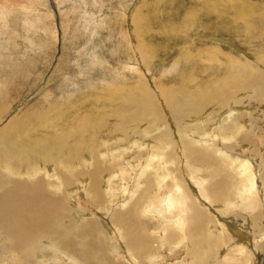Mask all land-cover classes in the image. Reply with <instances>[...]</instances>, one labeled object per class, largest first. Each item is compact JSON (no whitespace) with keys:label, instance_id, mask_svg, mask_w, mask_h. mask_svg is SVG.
Instances as JSON below:
<instances>
[{"label":"bare ground","instance_id":"6f19581e","mask_svg":"<svg viewBox=\"0 0 264 264\" xmlns=\"http://www.w3.org/2000/svg\"><path fill=\"white\" fill-rule=\"evenodd\" d=\"M55 1L64 44L89 32L98 16L89 3L99 10L110 3L120 11L128 6L119 0ZM15 2L0 0V37L8 33L12 14L18 15L19 27L23 23L22 31L37 26L46 34V22H51L47 46L31 42L47 70L59 48L56 12L49 0ZM255 6L246 0H151L133 14L118 12L122 22L131 19L125 26L117 21L123 42L111 61L90 56L91 67L104 68L108 75L100 81L88 78L86 89L73 88L75 79L87 80L92 69L79 65L86 47L73 48L78 60L67 68L57 60V72L44 86L47 77L33 61L19 65L18 57L8 65L13 89L30 83L37 99L0 129V264H264V171L262 186L252 165L237 175L228 167L231 148L226 146L240 132L241 121H229L238 111L229 100L251 90L264 97V70L224 53L221 44L231 42L212 33L231 35L241 45L264 44V9L257 13ZM195 27L214 45L198 38L189 45L187 32ZM67 51L64 47L60 62ZM161 53L171 63L155 77L154 68L164 60L153 68L151 63ZM58 79L65 91L57 98L49 86ZM183 119L189 122L184 125ZM72 181L76 191H71ZM88 209L92 218L84 215ZM62 213L67 224L58 231ZM237 219L247 222L249 235L236 226ZM203 233L206 238L200 240Z\"/></svg>","mask_w":264,"mask_h":264},{"label":"rangeland","instance_id":"374dc122","mask_svg":"<svg viewBox=\"0 0 264 264\" xmlns=\"http://www.w3.org/2000/svg\"><path fill=\"white\" fill-rule=\"evenodd\" d=\"M15 1L18 2V0H14V2ZM119 1L121 3H123V4L124 3H128L127 4L128 5L127 8L126 9L123 8L120 11L118 9H115L113 4L110 3V5L104 7L103 10H99L98 8H96L94 6V3H89L88 4L89 11L92 12L93 14H95V16H96V14L98 15V16H96L95 21L91 22V24L89 26V32H85V34L83 35L84 37L82 36V32H81L77 36V40L73 41L71 44H64V42H63L64 30L61 27L62 22L61 23L59 22L60 21V19H59L60 18V14L58 15V9H56V10L53 9V5L56 4L55 3L56 1L55 0H51V1L49 0L50 9L52 8V10L54 12H56V13H54L55 15H53V16H54V24H55V26L57 28V32H58L57 47H59V48L56 49V51L54 53V59H53L52 65L47 70H46V65L47 64H46V61L44 59H42V54L40 52H38L37 50H33V49H34L35 46H37L36 43H39V42H43V43L46 42V46H47V44L49 42V39H50V38H48V36H50L49 35L50 34L49 31L51 29V25H49V24H51V22H46V25H48V26H46V28H48V32L45 34L43 32V29L39 28L37 30V26H35V28L32 29V30L26 31L25 29H23V31H22L21 30V25H22V27H24V26H23V23L21 21H20V27L17 24L19 22L18 15L12 14L13 16L11 15L9 17V21H7V23H9L10 29H9L7 34H5L2 37H0V40H1L0 41V52L1 53L3 52V54H1V57H0V65H1L0 66L1 67L0 68L1 69L0 70V80L2 81V82L0 81V129L6 125V121L11 119L10 118L11 116L15 115L19 110H21L22 108L26 107L30 103H32L34 99H37V95H35L36 94L35 90L30 91V89L32 90V86L31 87L29 86L30 83H22V84H20V85H22V87H20L18 91H17V89L16 90L13 89L14 86H12L13 85L12 83H9L11 81H10V77L7 75L8 72H10V70H8V68L10 66L9 64H11L12 62H15L14 59L15 58L18 59V57H19V65H21L25 60L33 61V64H36V66H37L36 69L39 70V73H42V74H44L45 77H47L45 80L41 81L42 82L41 85L44 86V84H43L44 81H46V80L48 81V79L54 74L53 71L57 72V70L55 69V67L58 65L57 64L58 63L57 60H59V64H62V65L67 64V63L68 64L71 63V60L72 61L78 60V57H77L78 55L76 54V52H74L75 48H77L76 50L82 49V48H85V47L87 48V51H86V55L87 56L85 55V56L81 57L80 60H79L80 67L82 69L86 70V71H87L88 68H92L91 65H90V61H91L90 56L92 54L98 55L96 57V59L98 58L97 59L98 61H111L113 59L112 58V51H115V49L117 48V45L119 43L123 42L122 38L119 36V31L118 30H120V26L117 24V21H118V23L121 22V24H123V26H125L124 24H126V21L129 22V23L131 22V19H128V20H125V22L124 21L122 22V20L119 19L118 16H117L118 12L119 13H123L125 11V12H127V13H125L126 15H129L130 13L133 14V13L136 12V10L139 7L141 2L142 3L144 1L151 2V0H141V1L140 0H132L131 2H129V0H119ZM139 1H140V3H137ZM246 1H251V2L256 4L255 11H256V8H257V10H258V11H256L257 13L263 11L264 8H262L261 6L264 7V0H246ZM115 5H118V1H115ZM109 8H111V10ZM231 9L233 10L235 8L231 5ZM13 18H15V19L13 20ZM104 18L106 20H104ZM115 18H117L116 21H115ZM102 20H104V26L103 27H102V24H101ZM103 28H104V30H103ZM127 28H128V30H129V28H130V30H132V28L130 26L127 27ZM14 29L17 32H21L22 31V35L20 33H19V35L16 34V31ZM195 29H197V30H195ZM97 31H98L97 34H95V35L92 34V32L94 33V32H97ZM187 33L189 34V38H190L189 39L190 41L188 43L189 45H195V40L194 39H196V38H198L197 42H201L202 44L214 45L213 43H211L209 41L207 42V40H205L206 38H204L202 34L200 35L201 29H199V27H195V28L189 30ZM212 33H214V35L217 36L218 38L221 37L220 39L224 38V39H227L228 41L231 42L230 46H226V45L222 46L223 44H221V48L223 50H225L224 53L226 52V54H230L234 59H238V58L241 59V58L244 57L245 59H247V61L249 62V65L251 67H253V68L256 67L255 69H258V70H264V59H263L264 56L262 58H260V56L264 55V44H262L261 41H255V42H253L251 44L241 45L231 35L228 36V35H224V34H221V33H215V32H212ZM26 34H27V36L30 35V34H34V38L32 37L33 39H27L26 38ZM191 40H194V41H191ZM31 42H36V43L34 44V43H31ZM232 43H233L234 46L232 45ZM87 44H90V46L87 45ZM69 46H70V48H69ZM236 46H241L242 51H243L242 54H244L245 51H247L248 54H244L245 56L242 55V54L239 55V52H238L239 50L237 49L238 47H236ZM64 47H66L69 51H67L65 53L66 57H65L64 62L62 63L60 61H61V57L63 55ZM188 47H190V46H188ZM73 48H74V50H73ZM262 48H263V50H262ZM17 50H18V52H17ZM71 50H73V52L75 54L73 52H71ZM118 52L121 53V54H126L125 50L118 51ZM71 53H73V54H71ZM173 53L175 55V51H173ZM195 53H196V51H195ZM22 54H24V55L22 56ZM67 55L71 56L72 59L68 60L67 59ZM165 56H166L165 53H161V54L158 55L159 59H155V62L151 63V67L153 68V66H154V64H156V62H158L159 60H164V63L162 65H160L158 67L156 65V67L154 68L153 76L158 77V75L162 72V68L161 67L166 65V64H168V66H169V64L171 63L170 59H167V56L166 57ZM258 56H259L260 59L258 58ZM87 57H89V58H87ZM164 58H166V59H164ZM222 62H224V60H222ZM43 63H45V64H43ZM258 63H259L260 66L258 65ZM68 64L64 65L65 68L68 67ZM205 64L207 66H211L212 65V63H208V62L205 63ZM2 65L4 66L5 71H4L3 67H2ZM41 65H42V67H41ZM79 65H78V67L76 69L73 67L72 71L79 70L80 69ZM168 66L166 65V67H168ZM109 73H111L110 69H109ZM6 75L9 78H7ZM103 75H108V72L107 71L105 72L104 68L103 69L92 68L90 70V72H89L87 80L84 79V78L75 79L77 86L73 87V88H74V90L86 89V88H84V86H85L86 83L89 82L88 78L92 79V80H99L100 81L103 78ZM149 78L151 79V76ZM5 79H7V80H5ZM107 80L109 81V83L113 82V80H111L109 77L107 78ZM62 83H63V81L58 79L53 84H51L49 86L51 88L48 87L49 90H51V92L54 94V97L58 98L65 91L64 90L65 89V84L64 83L62 84ZM4 84H6V85H4ZM28 93L32 94L33 97L32 96L29 97ZM241 93L242 92H239L236 96H234L235 98L232 96L230 98V100H229V105H231L232 107H235L234 105H236L237 109H238V111L236 113H234L233 117L229 121H231V120L237 121L236 120L237 117H238L237 119L239 121L240 120L241 121H240V123L237 121L238 128H239L240 132H238L237 134L232 135L233 138L231 137V139H230L231 141L227 142L228 144H226L227 147L231 148L230 154H229V158L228 159L226 158V159H227V161L229 163L228 167L231 168L232 170L233 169L236 170L237 175L239 173H241L242 169H244L243 166H245V165L246 166H251L252 165L251 167H252L253 171L256 173V176H257V179H256V181H258L257 182V186H260V185L262 186V182H263V174H262V172L264 171V144H263L264 141H262V139L264 140V131H263L264 130V125H263L264 124V97H260L258 93H254V91H252V90L251 91H246V92L244 91L243 95ZM239 101L241 102L240 104H239ZM222 109H224L223 111L227 110V106L222 107ZM223 111L220 110L219 112H217V114L219 115ZM206 114H208V113H206ZM250 118H252L251 119L252 121L250 120ZM188 122H189L188 120L185 121V119H183L182 123L185 125ZM169 123H171V122H169ZM246 123L248 124V126H246L247 125ZM197 124H198V127L200 128L201 124L200 123H197ZM254 126H257V127H254ZM259 126L260 127L262 126V131H259ZM171 130L175 133V136L177 138L178 135H177L176 130L174 129L173 123H171ZM241 131H243V132H241ZM246 131L248 132V134H247ZM243 135H244V137H242ZM255 137H258V138H255ZM252 140L256 141V142H253ZM235 142H236V144H235ZM230 143L232 144L231 146H230ZM220 145H221V143L215 144V150H219L220 149ZM35 160L36 159H34L32 161V164H30L31 167H34L33 162L35 163ZM259 163H261V164H259ZM35 165H36V163H35ZM233 165H234V167H233ZM237 169H238V171H237ZM239 170H241V171H239ZM202 173H206L205 168L202 170ZM225 182L228 183V179ZM75 184H76V181H72L71 185L73 187V190L70 188L71 191H76L77 190V188L75 187ZM226 197H227V193L223 194L219 200H213V204L214 205L220 204ZM88 210L89 211H86V213L84 215H85L86 218H88V217L92 218V214L94 212H91L90 209H88ZM69 219L72 220V217L70 216V214H69ZM236 221H237L236 226H238L239 229H242V231H244L246 229L247 233L249 235L251 229L248 226L247 222L246 221H241L240 219H237ZM49 223H51L50 220H48V226H49ZM66 224H67V222H66L64 213H62V215L58 217V220H57V223H56L55 227L57 228L58 231H62V228ZM76 225H77L76 220H74L73 221V228H72L73 232H75ZM97 237H100V236H97ZM198 237H199L200 240H202V239L206 238V233L200 234ZM35 239L33 241H36ZM75 240L78 241L77 243H79V239L75 238ZM86 240L89 241V236L86 237ZM201 243H204V242L201 241ZM90 251H93V254L95 252V250H93V248L89 249V252ZM111 256L113 257V255H111ZM47 257L51 260L53 256L49 253V255H47Z\"/></svg>","mask_w":264,"mask_h":264}]
</instances>
